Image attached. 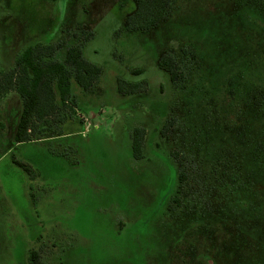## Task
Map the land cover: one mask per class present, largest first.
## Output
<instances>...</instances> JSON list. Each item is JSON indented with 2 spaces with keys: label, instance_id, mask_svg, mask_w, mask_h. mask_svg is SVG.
Returning a JSON list of instances; mask_svg holds the SVG:
<instances>
[{
  "label": "rangeland",
  "instance_id": "obj_1",
  "mask_svg": "<svg viewBox=\"0 0 264 264\" xmlns=\"http://www.w3.org/2000/svg\"><path fill=\"white\" fill-rule=\"evenodd\" d=\"M133 7L0 0V74L37 43L65 40L62 61L88 31L83 58L101 69L88 90L73 82L75 105L35 143L15 144L14 97L0 104V264H28L31 250L45 264H264V4L173 0L167 20L127 31ZM184 46L199 62L178 88L157 62ZM118 77L141 91L120 94Z\"/></svg>",
  "mask_w": 264,
  "mask_h": 264
},
{
  "label": "trees",
  "instance_id": "obj_2",
  "mask_svg": "<svg viewBox=\"0 0 264 264\" xmlns=\"http://www.w3.org/2000/svg\"><path fill=\"white\" fill-rule=\"evenodd\" d=\"M131 1L134 7L126 17L127 31H147L167 20L173 11V0ZM248 1L258 5L264 4V0ZM91 36V32H84L81 41L67 47L62 61L56 59L55 55L66 45L65 40L56 44L37 43L29 46L16 57L10 70L0 74V97L9 91H15L22 101V111L14 133L15 143L39 140L43 134L58 128V124H61L68 114L66 112L68 102L75 105V95L71 92L73 82L83 90L94 86L101 69L85 60L82 55V45ZM198 62V53L193 48L184 46L180 49V54L171 50L164 52L159 57L157 66L168 74L173 86L179 88L188 82L191 71ZM142 72V69L132 70L134 74ZM116 83L120 94H135L141 91L143 81L130 82L118 77ZM253 104L259 106L260 101L255 98ZM171 125V120H166L160 130L163 137L170 132ZM145 133L142 127H135L130 133L131 151L136 159L143 157ZM171 156L182 163L179 152L173 151ZM15 163L31 173L27 164L17 160ZM186 173L184 168H180L178 172L179 185L172 198V201L175 200L177 203L182 201L180 183L186 180ZM28 264L45 263L37 251L31 250Z\"/></svg>",
  "mask_w": 264,
  "mask_h": 264
},
{
  "label": "crops",
  "instance_id": "obj_3",
  "mask_svg": "<svg viewBox=\"0 0 264 264\" xmlns=\"http://www.w3.org/2000/svg\"><path fill=\"white\" fill-rule=\"evenodd\" d=\"M17 95V96H16ZM11 96H13L14 97V101H15V105L17 106V120L19 119V116H20V114H21V111H22V101H21V98H20V96L15 92V91H9L7 94H5L4 96H2V97H0V104L3 102V101H5L6 99H10V97ZM18 97V98H17ZM18 122V121H17ZM1 124H2V122H0ZM3 125V124H2ZM16 125H17V123H16ZM16 129V127H14V130ZM15 133V132H14ZM37 141H40V139L39 140H33V141H30V142H33V143H35V142H37ZM15 142V141H14ZM26 143V142H25ZM16 145H21L22 143H15ZM12 162H14V164H16L15 163V160H13ZM22 163H25V162H22ZM25 164H27V166L30 168V165H29V163H25ZM31 169V168H30ZM31 176V178H34L35 177V173H34V170L32 169L31 170V174H30ZM31 194V196L33 197V194H32V192L30 193Z\"/></svg>",
  "mask_w": 264,
  "mask_h": 264
}]
</instances>
